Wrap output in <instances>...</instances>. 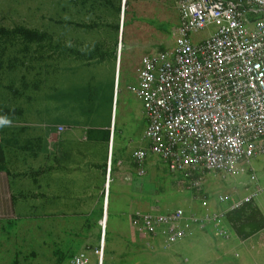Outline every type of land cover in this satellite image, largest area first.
I'll return each instance as SVG.
<instances>
[{
  "label": "rangeland",
  "instance_id": "obj_1",
  "mask_svg": "<svg viewBox=\"0 0 264 264\" xmlns=\"http://www.w3.org/2000/svg\"><path fill=\"white\" fill-rule=\"evenodd\" d=\"M128 3L127 7L121 3L119 17L120 20H127V24L121 34L117 33L116 36L108 26L116 21L114 12L99 3H83L82 0H0V27L22 25L46 31L52 35V43L59 46L53 50L47 49L44 57H36L34 63L26 62L22 68L15 67L3 75L7 71L4 69L0 73L4 83L11 79L15 88L23 92L15 96L12 92L4 91L1 95L5 99L0 96L1 101H5L3 106L20 111L17 119L37 124L72 123L76 125L77 134L87 132L91 126L109 127L112 118V128L116 130L115 140L120 143V184L123 176L136 171V166L130 161L132 151L147 145L142 137L147 125L143 104L130 90L137 85L140 59L159 51V47H163V50L171 48L172 31L177 24L175 0H128ZM122 8L127 10L126 15L122 14ZM213 31L214 27L209 26L193 34L191 40L193 43L204 41ZM116 41L118 46L114 58L109 53ZM98 46L100 50H106L103 58L93 54L100 59L98 63L96 58L71 53H89ZM21 79H24L22 84ZM150 161L154 168L147 167V174L150 180L156 182L151 188L161 190L163 194H167L170 189L175 202L170 201L169 209H183L178 200L193 199L194 191L188 189L187 181L182 176L170 173L162 161H157V157ZM157 164L159 168L155 169ZM251 167L258 184L264 187V156H257ZM201 186L208 196L210 206L215 208L219 206L216 201L218 195H226L231 200L240 198L253 188V183L247 175L230 177L213 174L206 176ZM257 202L264 207V193ZM159 206L161 209V204ZM25 212V215L29 214L28 217L23 216L0 226V262L64 264L65 254L75 251L76 244L70 243L69 236L81 233L77 230L81 218H74L72 222L70 217L60 219L54 215L42 219L37 217V212H30L29 209ZM128 224L125 220L120 222V231L132 235L134 231ZM38 227L44 228L40 231ZM108 237L114 251L106 256L104 264H154L164 254L167 257L171 254L183 263L181 251L177 254L173 251L178 243L152 258L148 257V253L133 256L126 252L119 255V250L114 248L116 240L109 230ZM43 239L45 242L42 243ZM62 243L67 245L62 246ZM49 247L55 248V251L50 252ZM63 247L67 250H59ZM239 251L241 255L228 256L223 262L264 264V230L252 236ZM207 259L213 261L211 256Z\"/></svg>",
  "mask_w": 264,
  "mask_h": 264
},
{
  "label": "built area",
  "instance_id": "obj_2",
  "mask_svg": "<svg viewBox=\"0 0 264 264\" xmlns=\"http://www.w3.org/2000/svg\"><path fill=\"white\" fill-rule=\"evenodd\" d=\"M178 24L173 45L141 57L137 85L130 90L141 100L147 121V145L134 150L137 175L144 162L158 157L193 190L199 212L182 208L162 212L158 205L130 215L134 230L159 240L164 249L195 228H210L223 240L241 239L225 225L226 214L264 193L252 161L264 156V0H175ZM213 26L204 41L191 36ZM63 131V126H58ZM110 163L107 174L110 173ZM247 175L253 188L230 199L218 195L222 207L212 210L202 180L206 176ZM105 196L108 187L105 188ZM105 214L98 244L73 256L67 264H104Z\"/></svg>",
  "mask_w": 264,
  "mask_h": 264
},
{
  "label": "crops",
  "instance_id": "obj_3",
  "mask_svg": "<svg viewBox=\"0 0 264 264\" xmlns=\"http://www.w3.org/2000/svg\"><path fill=\"white\" fill-rule=\"evenodd\" d=\"M178 20L176 10L177 24ZM111 122L109 127L91 126L86 128L87 132L77 134L76 125L68 122L50 125L37 124L17 117L0 120V226L29 215L28 213L25 215V210L28 209L30 212H37V217L42 219L54 215L60 219L70 217L72 222L74 218H81L79 221L81 224L77 229L81 233L69 236L70 243L76 244L75 251L65 254L64 264L78 253L89 252L97 246L100 222L104 214L106 221L104 263L107 260L106 256L114 251L111 248L113 246L108 237V230L116 240L114 248L119 250L117 251L119 255L126 252L133 256L148 253V257L154 258L159 252L167 251L178 243L173 251L174 254L181 251L183 263L174 259L171 254H168V257L164 254L159 262L154 264H231L223 260L228 256L241 255L239 249L251 237L241 242L234 237L223 240L215 236L210 228L203 230L193 228L184 239L164 249L159 240L150 239L134 230L130 224V215L133 211H145L152 205L160 204L162 210L172 211L175 208L169 209L168 206L170 201L175 202V197L170 189L167 194H163L161 190L151 188L156 182L150 180L147 167L152 166L150 159L153 160L155 156H149L145 160L143 166L145 175H137V165L132 161L134 150L130 155V161L136 166V171L123 176V182L120 184L122 164L120 143L115 140L116 130L115 127L112 128ZM58 126H63L65 130L58 131ZM119 138L120 136L117 140ZM142 147L145 145L135 150ZM157 161L161 160L157 157ZM109 163L111 169L108 176ZM158 168L157 164L155 169ZM106 186L107 197L104 193ZM178 202L183 205L186 213L200 211L199 204L192 198ZM256 205L264 215L263 205L260 203ZM220 207H222L220 204L215 208L210 206L212 210ZM123 220L133 229L132 235L120 231V222ZM225 225L234 233L226 220ZM54 227L53 225L52 231ZM43 228L38 227L40 231ZM57 244L60 245L61 242ZM66 245L62 243V246ZM49 249L50 252L55 251V248ZM59 250L66 251L67 248ZM208 256H211L213 261H209Z\"/></svg>",
  "mask_w": 264,
  "mask_h": 264
},
{
  "label": "trees",
  "instance_id": "obj_4",
  "mask_svg": "<svg viewBox=\"0 0 264 264\" xmlns=\"http://www.w3.org/2000/svg\"><path fill=\"white\" fill-rule=\"evenodd\" d=\"M88 1L104 5L114 12L116 21L114 24L108 26L112 28V32L114 30L116 36L117 33H119V29L126 26L127 20H123L121 26L119 17L121 14L122 0H82L83 3ZM128 4V0H126L125 6L127 7ZM122 13L126 15L127 10L122 8ZM105 26H107V24ZM52 41V35L46 31L42 32L22 25H16L12 28L0 27V73L4 72L5 69L7 71H5L3 75L7 74L8 70L10 71L15 67L22 68L26 62L29 64L34 63L36 57H44L47 49L53 50V48L59 47L58 45H54ZM119 45L121 50L122 40ZM117 46L116 41L113 45V49L109 53L114 58L116 57ZM162 50L163 47H159V51ZM50 53L51 52H49V54ZM71 53H76L80 57L96 58V62L98 63L100 59H97L93 54L98 55L99 58H103L106 54V50H100L98 46L95 51L89 53L85 51H71ZM4 81L5 80H2V77H0V96L3 97L1 94L8 91L12 92L15 96H20L23 93L20 91V88H15L14 83L12 84L14 81L11 79L8 80V83H4ZM23 82L24 79H21V84ZM3 98L5 99V97ZM4 102L0 99V120L16 118L20 111L4 107ZM226 222L241 240L248 239L264 230V215L254 202L247 203L238 209L229 211L226 214Z\"/></svg>",
  "mask_w": 264,
  "mask_h": 264
},
{
  "label": "water",
  "instance_id": "obj_5",
  "mask_svg": "<svg viewBox=\"0 0 264 264\" xmlns=\"http://www.w3.org/2000/svg\"><path fill=\"white\" fill-rule=\"evenodd\" d=\"M125 2H126V0H122V6L125 5ZM122 16H123V15H122ZM122 21H123V19H121V26H122ZM121 32H122V28L119 29V34H121ZM119 49H120V45H119ZM118 63H119V61H118ZM118 63H117V64H118Z\"/></svg>",
  "mask_w": 264,
  "mask_h": 264
}]
</instances>
